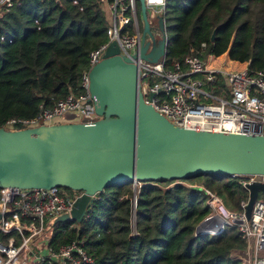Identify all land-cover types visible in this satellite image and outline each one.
<instances>
[{
  "label": "trees",
  "instance_id": "trees-1",
  "mask_svg": "<svg viewBox=\"0 0 264 264\" xmlns=\"http://www.w3.org/2000/svg\"><path fill=\"white\" fill-rule=\"evenodd\" d=\"M113 2L20 0L2 15L0 128L85 92L89 55L109 42ZM135 9L142 25L137 0ZM149 16L153 32L156 17H163L168 66L198 55L232 71H264V0H167L163 13ZM208 193L231 211L247 198L238 180L226 175L121 182L95 195L80 224L55 223L50 245L82 241L93 264H241L234 255L246 244L235 227L217 236L196 234L210 213Z\"/></svg>",
  "mask_w": 264,
  "mask_h": 264
},
{
  "label": "water",
  "instance_id": "water-1",
  "mask_svg": "<svg viewBox=\"0 0 264 264\" xmlns=\"http://www.w3.org/2000/svg\"><path fill=\"white\" fill-rule=\"evenodd\" d=\"M137 1L142 21L137 54L131 58L120 54L113 41L88 73L98 120L92 125L54 124L18 131L0 128V188L57 187L81 192L70 215L58 217L55 223L80 224L95 195L121 182L131 181L135 186L208 174L264 176V136L180 128L144 102L134 60L163 61L167 39L163 17H156L158 31L153 32L145 1ZM247 190L248 221L259 193L264 195V183L248 185ZM206 229L203 220L196 234Z\"/></svg>",
  "mask_w": 264,
  "mask_h": 264
},
{
  "label": "built area",
  "instance_id": "built-area-1",
  "mask_svg": "<svg viewBox=\"0 0 264 264\" xmlns=\"http://www.w3.org/2000/svg\"><path fill=\"white\" fill-rule=\"evenodd\" d=\"M144 1L150 14L163 13L167 3V0ZM14 3L0 0V18ZM110 12L109 42L89 55V70L101 61L113 41L117 42L120 54L129 58L137 54L141 45L139 31H133L137 24L135 0H114ZM200 48L204 51L206 45L201 44ZM165 61L166 58L150 63L137 57L134 63L139 70V90L144 102L170 123L189 130L264 136V71L248 68L232 71L225 63L213 66L198 55L174 61L170 66ZM89 70L82 75L83 94H70L51 107L41 106L33 118L11 119L3 129L18 131L52 125L65 114L74 115L77 123L92 125L98 117L88 90ZM232 178L246 190V200L241 201L239 210L231 211L219 195L208 193L210 213L205 218L207 229L202 233L217 236L235 227L246 249L234 258L241 264H264V198H260V193L250 219L247 221L245 217L247 187L264 183V176ZM80 196L81 192H66L57 187L0 188V264H93L82 241L74 240L55 248L50 245L56 219L70 215Z\"/></svg>",
  "mask_w": 264,
  "mask_h": 264
},
{
  "label": "rangeland",
  "instance_id": "rangeland-1",
  "mask_svg": "<svg viewBox=\"0 0 264 264\" xmlns=\"http://www.w3.org/2000/svg\"><path fill=\"white\" fill-rule=\"evenodd\" d=\"M135 19H136V17H135ZM137 24H134V28H133V31H139V33L141 32V30H142V25H139L138 24V19H137ZM120 51V50H119ZM72 114H65L63 117H62V119H64V120H67V119H69V120H74L73 118H71L72 116H71ZM260 196V198H264V196L261 194V195H259ZM230 209V208H229ZM236 256V255H235Z\"/></svg>",
  "mask_w": 264,
  "mask_h": 264
},
{
  "label": "crops",
  "instance_id": "crops-1",
  "mask_svg": "<svg viewBox=\"0 0 264 264\" xmlns=\"http://www.w3.org/2000/svg\"><path fill=\"white\" fill-rule=\"evenodd\" d=\"M71 116H72L71 118H74V117H75L74 115H71ZM77 122H78L77 119H74V120H69V119L64 120V119H62V118H56V119L53 121L52 125H54V124L77 123Z\"/></svg>",
  "mask_w": 264,
  "mask_h": 264
}]
</instances>
